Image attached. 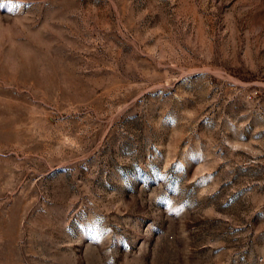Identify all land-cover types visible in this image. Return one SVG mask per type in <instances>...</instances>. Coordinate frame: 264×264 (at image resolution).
Segmentation results:
<instances>
[{
	"label": "rangeland",
	"instance_id": "1",
	"mask_svg": "<svg viewBox=\"0 0 264 264\" xmlns=\"http://www.w3.org/2000/svg\"><path fill=\"white\" fill-rule=\"evenodd\" d=\"M0 264H264V0H0Z\"/></svg>",
	"mask_w": 264,
	"mask_h": 264
}]
</instances>
